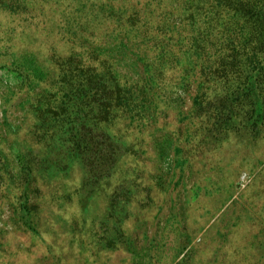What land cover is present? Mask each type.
<instances>
[{
	"label": "rangeland",
	"instance_id": "374dc122",
	"mask_svg": "<svg viewBox=\"0 0 264 264\" xmlns=\"http://www.w3.org/2000/svg\"><path fill=\"white\" fill-rule=\"evenodd\" d=\"M12 1L24 9L0 8V264H264V133L190 142L191 97L171 92L137 156L103 179L70 167L69 132L56 150L35 109L71 43L48 5Z\"/></svg>",
	"mask_w": 264,
	"mask_h": 264
},
{
	"label": "trees",
	"instance_id": "16d2710c",
	"mask_svg": "<svg viewBox=\"0 0 264 264\" xmlns=\"http://www.w3.org/2000/svg\"><path fill=\"white\" fill-rule=\"evenodd\" d=\"M10 1L0 8L23 11ZM40 1L72 49L53 55L58 74L38 101L37 125L60 151L69 132L70 167L89 165L103 179L137 156L171 92L191 97L190 142L219 148L236 131L252 143L264 133V0Z\"/></svg>",
	"mask_w": 264,
	"mask_h": 264
}]
</instances>
